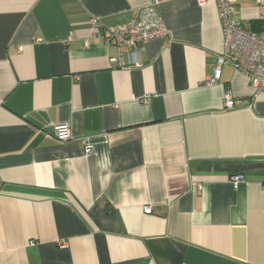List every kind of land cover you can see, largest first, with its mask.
Segmentation results:
<instances>
[{"label": "crops", "instance_id": "0c3cea01", "mask_svg": "<svg viewBox=\"0 0 264 264\" xmlns=\"http://www.w3.org/2000/svg\"><path fill=\"white\" fill-rule=\"evenodd\" d=\"M153 1L0 0V264H264V166L212 169L264 165V92L208 83L216 0H158L165 37L114 43ZM233 18L264 31V0Z\"/></svg>", "mask_w": 264, "mask_h": 264}, {"label": "built area", "instance_id": "2783aa9c", "mask_svg": "<svg viewBox=\"0 0 264 264\" xmlns=\"http://www.w3.org/2000/svg\"><path fill=\"white\" fill-rule=\"evenodd\" d=\"M236 0H216L222 25V50L216 58L213 78L209 84L215 83L220 76V69L228 65L235 72L241 73L252 87L255 94L264 92V31L251 32L246 30L233 18V5ZM263 0H258L262 2ZM159 1L154 0L142 8L138 14L126 25L107 34L114 43L124 45L127 49H138L148 41L165 37L167 29L157 16L155 7ZM199 5L203 0H198ZM225 107L233 108L234 102L231 94H225ZM55 137L58 141L69 139L68 127L65 124L55 125ZM91 147L86 146L85 152L89 154ZM244 180L242 174H234L229 181L234 189ZM143 212L151 214V207H144Z\"/></svg>", "mask_w": 264, "mask_h": 264}, {"label": "water", "instance_id": "95a60500", "mask_svg": "<svg viewBox=\"0 0 264 264\" xmlns=\"http://www.w3.org/2000/svg\"><path fill=\"white\" fill-rule=\"evenodd\" d=\"M263 164H248V165H228L226 167H221L220 165H215L212 169L215 172L222 173H237V172H245L248 170L257 169L263 167ZM202 171H210V167L207 165L201 169Z\"/></svg>", "mask_w": 264, "mask_h": 264}, {"label": "trees", "instance_id": "16d2710c", "mask_svg": "<svg viewBox=\"0 0 264 264\" xmlns=\"http://www.w3.org/2000/svg\"><path fill=\"white\" fill-rule=\"evenodd\" d=\"M242 174V173H241ZM230 175H233V174H230Z\"/></svg>", "mask_w": 264, "mask_h": 264}]
</instances>
